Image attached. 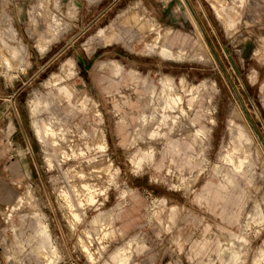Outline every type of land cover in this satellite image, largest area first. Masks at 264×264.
<instances>
[{
	"label": "rangeland",
	"instance_id": "1",
	"mask_svg": "<svg viewBox=\"0 0 264 264\" xmlns=\"http://www.w3.org/2000/svg\"><path fill=\"white\" fill-rule=\"evenodd\" d=\"M186 1L0 0V264H264V0Z\"/></svg>",
	"mask_w": 264,
	"mask_h": 264
},
{
	"label": "crops",
	"instance_id": "2",
	"mask_svg": "<svg viewBox=\"0 0 264 264\" xmlns=\"http://www.w3.org/2000/svg\"><path fill=\"white\" fill-rule=\"evenodd\" d=\"M1 108L4 110L2 106H0V110ZM9 120L10 117H6V111L4 112L0 111V142L4 141L7 143L11 139L15 143V145H17L18 142L21 143L25 140L24 138L19 137V133L21 134V126L15 119H12V122H10ZM14 150L12 151V153L14 152ZM216 194H217L216 200H224L218 194V192Z\"/></svg>",
	"mask_w": 264,
	"mask_h": 264
},
{
	"label": "bare ground",
	"instance_id": "3",
	"mask_svg": "<svg viewBox=\"0 0 264 264\" xmlns=\"http://www.w3.org/2000/svg\"><path fill=\"white\" fill-rule=\"evenodd\" d=\"M183 2H184V4L186 5V7H187V9H188V11L190 12V14H191V16H192V18H193V15H192V13H191V9H190V7H188L189 6V4L187 3V1L186 0H182ZM186 1V2H185ZM193 21L195 22V19L193 18ZM196 23V22H195ZM202 37V36H201ZM204 41V40H203ZM207 44V43H206ZM40 129L41 128H39V126H38V131L37 132H39L40 131Z\"/></svg>",
	"mask_w": 264,
	"mask_h": 264
}]
</instances>
